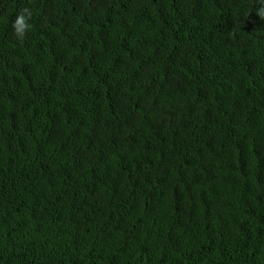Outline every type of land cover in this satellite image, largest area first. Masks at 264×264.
<instances>
[{"label":"trees","instance_id":"obj_1","mask_svg":"<svg viewBox=\"0 0 264 264\" xmlns=\"http://www.w3.org/2000/svg\"><path fill=\"white\" fill-rule=\"evenodd\" d=\"M259 6L0 0V264H264Z\"/></svg>","mask_w":264,"mask_h":264},{"label":"clouds","instance_id":"obj_2","mask_svg":"<svg viewBox=\"0 0 264 264\" xmlns=\"http://www.w3.org/2000/svg\"><path fill=\"white\" fill-rule=\"evenodd\" d=\"M255 12L261 20H264V0H260V6L256 8ZM31 20V10L27 7L20 9L16 18L12 22L13 34L18 41L23 42L27 32L31 30Z\"/></svg>","mask_w":264,"mask_h":264}]
</instances>
